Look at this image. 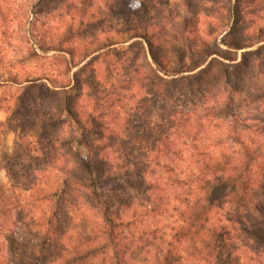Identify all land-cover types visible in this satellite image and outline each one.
Returning a JSON list of instances; mask_svg holds the SVG:
<instances>
[{
	"label": "trees",
	"instance_id": "1",
	"mask_svg": "<svg viewBox=\"0 0 264 264\" xmlns=\"http://www.w3.org/2000/svg\"><path fill=\"white\" fill-rule=\"evenodd\" d=\"M147 2L166 19L90 0L18 66L0 51V264H264V26L87 38ZM219 2L225 35L264 10Z\"/></svg>",
	"mask_w": 264,
	"mask_h": 264
},
{
	"label": "rangeland",
	"instance_id": "2",
	"mask_svg": "<svg viewBox=\"0 0 264 264\" xmlns=\"http://www.w3.org/2000/svg\"><path fill=\"white\" fill-rule=\"evenodd\" d=\"M94 1L98 5L101 0ZM169 1L172 2L170 7L173 9L167 7L166 12L163 13L166 19L162 21V17L155 15L153 9L147 11L151 6L147 2L148 5L144 7V10L147 11V17H144L140 21L133 19L128 23L113 20L110 29L105 28V31L98 35L89 34L87 38L90 40L97 38V36H113L110 33L112 30L117 32L123 31V29L125 30L131 26L137 27L139 25L143 29L145 26L150 27L155 25L156 28L151 27L152 31L149 36H158L162 42L166 40L165 49L171 51L173 37L183 36V20L189 26L190 30H187L189 36H207L206 33H210L212 30L214 33L211 36H237V38L242 40L243 37L241 36H248L252 33L254 35L257 34L253 29V32L250 30V27L253 28L254 24H257L256 26H264V10L261 11L255 8L259 17L253 19V22H243V26L240 23L236 27L235 32H230L229 35H225V32L231 26L228 19L223 18L224 16L217 13L213 15L209 13L211 9L221 8V2L219 0H195V4L190 7L191 9H181L176 6V2L182 0ZM89 2L90 0H0V8L3 14L0 17L2 18L0 20V51L2 50L5 54L6 62L14 63V66H18L15 62L27 56L28 53H31L33 48L39 49L41 37L55 38L62 35L65 22L69 21L71 15L74 14L73 11L71 12V9L77 10V8H85ZM159 4L160 6L158 8L161 9L162 6L165 10L166 2L164 3V0H162V3L159 2ZM90 10H88V14ZM144 10L143 13L145 14L146 12ZM167 10H170V12ZM222 11L226 14V9H222ZM138 12L141 13V9ZM148 16L152 19H148ZM169 16H171V19L168 21ZM256 26L254 27L258 28ZM105 33L109 34L105 35ZM2 117L3 113L0 111V120ZM12 147L13 134L7 132L3 140V151L7 153L11 152ZM0 179L3 181L6 180L5 173L2 170L0 171Z\"/></svg>",
	"mask_w": 264,
	"mask_h": 264
}]
</instances>
